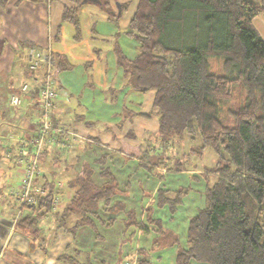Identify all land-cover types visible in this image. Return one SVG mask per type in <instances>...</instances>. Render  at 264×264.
I'll use <instances>...</instances> for the list:
<instances>
[{
    "label": "trees",
    "instance_id": "obj_1",
    "mask_svg": "<svg viewBox=\"0 0 264 264\" xmlns=\"http://www.w3.org/2000/svg\"><path fill=\"white\" fill-rule=\"evenodd\" d=\"M7 1L0 0V4ZM138 1L128 32L138 42V53L127 59L116 50L115 58L133 90L155 93L156 148L161 151L175 139L198 138L194 152L202 155L212 149L216 162L204 168V206L188 218L184 245L162 221L152 217V206L144 209V223L138 221L134 209L127 210L125 231L138 229L146 235L147 226H154L156 233L149 250L138 249L135 264H151L148 253L168 243L177 245L175 264H264V42L252 26L253 18L264 14V0ZM71 3L74 5L64 6L62 18L78 33L82 3ZM210 58L222 60V75L210 71ZM54 59L52 68L55 63L57 71L70 66ZM235 88H241L244 97L237 108L227 109L232 118L228 126L220 113L232 100ZM25 145L31 152L32 147ZM134 149L150 171L155 154L146 146ZM135 150L127 152L131 155ZM105 162V155L94 161L101 166L100 185L93 181L94 167L82 162L80 172L67 185L73 190L69 203L54 213L53 183L34 177L33 186L39 182L46 193L36 195L33 208H21L23 214L13 222L15 231L30 240V248L46 251L40 225L47 216L55 229L63 227L73 234L82 226L94 228V220L101 221L98 211L117 212L120 203L112 199L120 188ZM180 166L174 165L181 172ZM168 193L158 190L155 205H165L173 214L186 191L175 189L172 197ZM70 218L74 222L68 227ZM113 222L109 218L101 224ZM66 249L68 253H62L59 260L79 264L80 251L73 245Z\"/></svg>",
    "mask_w": 264,
    "mask_h": 264
},
{
    "label": "crops",
    "instance_id": "obj_2",
    "mask_svg": "<svg viewBox=\"0 0 264 264\" xmlns=\"http://www.w3.org/2000/svg\"><path fill=\"white\" fill-rule=\"evenodd\" d=\"M103 1L81 0L78 33L62 18L64 6L74 5L71 0H8L0 4V264H67L59 257L72 245L80 251L79 264H135L138 249H150L155 227L147 226L146 235L138 229L125 231V213L134 209L138 221L144 223V209L152 206V217L162 221L164 214L160 217L162 211L155 205L156 192L176 189L175 182H160L167 173L160 176L154 171L156 166L146 170L134 149L149 147V139L158 129L152 105L155 93L133 90L115 58L116 50L127 59L138 53V42L128 32L139 1L106 0L108 6ZM252 26L264 42V14L254 17ZM28 43L39 50L48 49L54 60H65L70 65L57 71L53 61L57 102L52 121L62 132L55 133L52 142L44 143L35 178L53 183L59 202L57 211H61L73 193L68 182L80 172L82 162L94 167L95 184L103 183L101 166L94 161L105 155L103 165L116 177L120 188L112 199L119 201L120 208L115 214L98 211L101 221L94 220V228L82 226L72 234L63 227L55 229L50 216L44 218L40 226L46 251L38 246L30 248V240L13 228L17 215L24 212L15 193L21 172L17 161H26L33 154L28 139L37 134L39 125V110L33 101L36 90L23 94L25 102L19 108L10 107L7 100L10 94L19 92L22 82L42 76L41 69L34 73L27 70ZM26 143L32 147L31 152ZM127 150L135 151L130 155ZM186 172H178V176ZM181 183L185 184L183 179ZM39 185L34 183L37 188ZM109 218L114 219L112 225L101 224ZM73 222L70 218L68 227ZM174 231L179 244L184 245L186 235L180 237ZM176 247L168 243L147 257H152L151 264H175Z\"/></svg>",
    "mask_w": 264,
    "mask_h": 264
},
{
    "label": "rangeland",
    "instance_id": "obj_3",
    "mask_svg": "<svg viewBox=\"0 0 264 264\" xmlns=\"http://www.w3.org/2000/svg\"><path fill=\"white\" fill-rule=\"evenodd\" d=\"M208 62L210 71L213 74L222 75L224 73L221 59L210 58ZM243 97V90L241 88H235L232 100L229 101L228 104L222 106V111L220 114L226 125L230 126L232 124V118L228 117L226 114L227 109L237 108L243 102ZM155 133L151 135L148 143L150 144L149 152L153 155L155 154L154 158L152 159V165L156 166L154 171L159 173L160 176L167 173V175H164L162 178H160V182L162 184L165 185L166 183L172 181L173 183L175 182L173 189L184 188L186 191L185 195L183 196V200L186 199L184 205L179 204L181 205L180 208L176 209L173 214L169 212V209L165 205L162 208L156 207L158 210L162 211L159 214L160 217L164 214V218L162 220L164 221L163 227L170 230L171 232H175L174 230H177L180 237H185L186 234L184 231H186L188 225V218L191 217L189 215H193L198 207L204 206L203 193L206 187L203 177L205 175L204 168L212 166L216 162V156L213 150L209 148H207L202 155L194 152V149L199 144V139L196 138L195 140H191L188 137L183 138L184 140L175 139L170 146H166L160 151L158 148H156L158 144L156 142L157 140L155 139ZM151 146L156 147L153 148ZM176 164L181 165L180 167H182V171L186 170L188 172H186L182 177L178 176V172L180 171H177L176 167H174ZM182 179L184 180L185 184L181 183ZM168 192L169 193L167 196L172 197L173 190H168ZM189 199H191V201L188 203ZM189 208L192 210L190 211ZM154 237L155 235H153L151 238L150 243L153 241ZM153 250L156 251L158 248L154 247ZM151 253L152 251L148 253V255L150 254L151 256ZM149 260L151 263L153 262L152 257Z\"/></svg>",
    "mask_w": 264,
    "mask_h": 264
},
{
    "label": "built area",
    "instance_id": "obj_4",
    "mask_svg": "<svg viewBox=\"0 0 264 264\" xmlns=\"http://www.w3.org/2000/svg\"><path fill=\"white\" fill-rule=\"evenodd\" d=\"M25 64L30 73L37 72L41 69V78L34 77L29 82H22L17 94H10L7 98L8 104L12 108H19L25 102L23 94L29 93L32 89L36 90L34 104L38 107L39 127L37 134L32 136L29 144L33 145L34 152L26 161L18 160L20 168L19 185L16 193V199L20 207L33 208L35 206L36 195H43L46 191L33 186L34 177L38 174V155L45 142H52L55 133H61L58 127L53 126L52 114L56 107V86L52 74L51 53L48 49L39 50L35 47H28L25 51ZM66 146V144H63ZM52 213L57 212L58 199L52 198Z\"/></svg>",
    "mask_w": 264,
    "mask_h": 264
}]
</instances>
